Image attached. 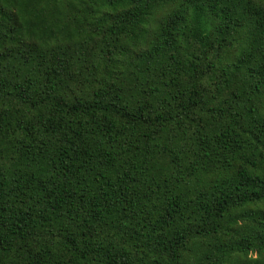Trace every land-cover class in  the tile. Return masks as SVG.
I'll return each instance as SVG.
<instances>
[{
    "label": "trees",
    "instance_id": "16d2710c",
    "mask_svg": "<svg viewBox=\"0 0 264 264\" xmlns=\"http://www.w3.org/2000/svg\"><path fill=\"white\" fill-rule=\"evenodd\" d=\"M0 264H264V0H0Z\"/></svg>",
    "mask_w": 264,
    "mask_h": 264
}]
</instances>
